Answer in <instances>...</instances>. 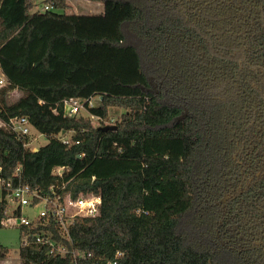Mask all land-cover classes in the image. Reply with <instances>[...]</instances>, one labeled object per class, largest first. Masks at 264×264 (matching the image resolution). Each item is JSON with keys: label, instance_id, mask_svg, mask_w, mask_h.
Instances as JSON below:
<instances>
[{"label": "trees", "instance_id": "16d2710c", "mask_svg": "<svg viewBox=\"0 0 264 264\" xmlns=\"http://www.w3.org/2000/svg\"><path fill=\"white\" fill-rule=\"evenodd\" d=\"M46 1L57 11L0 0V120L27 116L49 138L29 149L0 125L2 176L20 168L44 191L65 166L74 197L102 201L64 239L77 261L22 226L21 264H264V0H102L99 13ZM93 95L102 119L124 109L116 129L65 114Z\"/></svg>", "mask_w": 264, "mask_h": 264}, {"label": "built area", "instance_id": "2783aa9c", "mask_svg": "<svg viewBox=\"0 0 264 264\" xmlns=\"http://www.w3.org/2000/svg\"><path fill=\"white\" fill-rule=\"evenodd\" d=\"M68 1V0H66ZM53 2L48 1L41 11L53 8ZM0 86L6 84L7 79L0 71ZM99 96H90L87 98L71 97L64 102L65 114L68 116H77L84 109L91 119L98 123L103 121L104 125L115 124L114 118L102 119L100 116L91 112V108L99 105ZM0 125L8 126L16 133L19 139L24 141V146L33 149L30 141V123L27 116L11 117L8 121L0 120ZM103 125V124H101ZM28 137V139H24ZM61 141L66 145L74 143L73 139L68 138V134L62 131L60 134ZM79 143V140L75 141ZM35 150V149H33ZM65 166H57L52 170L56 180L47 190L33 189L29 184L23 182L20 175V168L11 178L2 176V166L0 165V200L6 202V216L2 223L17 225L19 227L26 226L35 228L41 226L35 241L43 245H47L49 253L56 255H66L70 253L75 261L83 255L81 251L70 250L64 239L70 240V226L77 217L94 216L100 211L102 197L100 193H80L76 197L73 196L72 190L68 184L70 180L64 177L67 174ZM25 207L35 209L33 215L24 214ZM52 229L58 231L63 240L57 241L52 238ZM26 235V234H25ZM29 241L25 237L23 244L27 245ZM120 254V253H118ZM116 264V261L109 263Z\"/></svg>", "mask_w": 264, "mask_h": 264}, {"label": "rangeland", "instance_id": "374dc122", "mask_svg": "<svg viewBox=\"0 0 264 264\" xmlns=\"http://www.w3.org/2000/svg\"><path fill=\"white\" fill-rule=\"evenodd\" d=\"M81 1H84L85 4H82L79 1L76 2V0H73L74 3L71 4V6L73 7L72 12L99 13L103 10L102 0H81ZM33 2H34L33 11H41L44 9V5L48 1L33 0ZM75 3H76V8H75ZM51 10H55V9L52 8ZM19 95H20L19 91L13 90L11 92V99L15 100ZM123 112H124V109L122 108L115 107V106L110 107L108 111L109 119L114 118L117 120L120 114H122ZM79 114L88 115L84 109H82L77 114V116ZM91 120L94 125L98 124L96 120L94 119H91ZM70 135L71 133H68V138H71ZM29 136H30L31 146L33 149H38L39 147L47 144V142L49 141V138L47 137V135L38 131L34 126H30ZM23 212L26 215H33L34 213H36V210L25 207ZM0 244L9 249V252L6 258L2 260L0 264H21L20 247L22 245V240H21V231H20L19 226L5 223L4 226L0 227Z\"/></svg>", "mask_w": 264, "mask_h": 264}, {"label": "water", "instance_id": "95a60500", "mask_svg": "<svg viewBox=\"0 0 264 264\" xmlns=\"http://www.w3.org/2000/svg\"><path fill=\"white\" fill-rule=\"evenodd\" d=\"M102 100H103V96H100L98 99L100 104H101ZM116 128H117V124H107V125L99 126V129L104 130V131L109 130V129H116Z\"/></svg>", "mask_w": 264, "mask_h": 264}, {"label": "crops", "instance_id": "0c3cea01", "mask_svg": "<svg viewBox=\"0 0 264 264\" xmlns=\"http://www.w3.org/2000/svg\"><path fill=\"white\" fill-rule=\"evenodd\" d=\"M81 2L82 4H85L84 1H81V0H76V2ZM67 3L70 5V7L66 10L68 13H72L73 11V7L71 6V4H73V0H68ZM75 8H76V3H75Z\"/></svg>", "mask_w": 264, "mask_h": 264}]
</instances>
